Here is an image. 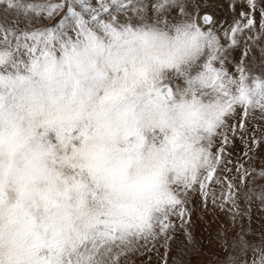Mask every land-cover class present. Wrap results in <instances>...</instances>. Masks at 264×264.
Instances as JSON below:
<instances>
[{
  "label": "snow or ice",
  "instance_id": "snow-or-ice-1",
  "mask_svg": "<svg viewBox=\"0 0 264 264\" xmlns=\"http://www.w3.org/2000/svg\"><path fill=\"white\" fill-rule=\"evenodd\" d=\"M248 5L226 46L201 0H0L16 16L0 24V264H120L141 242L170 247L194 195L240 215L248 181L228 149L264 120V76L228 70L256 27ZM233 247L264 264V242Z\"/></svg>",
  "mask_w": 264,
  "mask_h": 264
},
{
  "label": "rangeland",
  "instance_id": "rangeland-1",
  "mask_svg": "<svg viewBox=\"0 0 264 264\" xmlns=\"http://www.w3.org/2000/svg\"><path fill=\"white\" fill-rule=\"evenodd\" d=\"M25 2L40 3L42 0ZM131 2L137 7H147L152 0ZM255 2L257 7L253 18L256 27L246 32L240 38V46L231 52L228 70L234 74L237 63L243 61L251 75L264 76V31L260 29V9L264 8V0ZM192 11L196 14L195 9ZM202 11H212L215 14V28L209 30L214 31L220 42L227 46L230 41L224 36L225 30L232 24L234 17L240 19L241 12L247 13L251 10L248 0H207L206 3L201 0L199 14ZM15 18V13L6 15L0 10V24H10ZM12 26L24 28L26 25L21 23ZM255 116V119L249 120L248 132L244 135L247 146L238 135L235 146L228 149L231 153V163L228 165L230 174L235 177L237 167L246 170L248 183L236 181L240 215L234 220L228 206L219 207V201L217 205H213L211 199L204 203L202 197L194 195L188 205L190 213L187 218L190 223L186 227L182 226L183 231L172 233L170 247L165 246L162 241L147 244L141 242L136 250L121 257L120 264H241L243 261L252 264V251L249 249L246 253L238 254L233 245L241 238L250 245L262 246L264 242V202L257 199V194L264 191V120L259 119L258 112ZM216 195H220L219 189L216 190ZM176 224L180 225V221L177 220ZM189 234L191 243L188 241ZM230 257L234 259L230 260Z\"/></svg>",
  "mask_w": 264,
  "mask_h": 264
},
{
  "label": "bare ground",
  "instance_id": "bare-ground-1",
  "mask_svg": "<svg viewBox=\"0 0 264 264\" xmlns=\"http://www.w3.org/2000/svg\"><path fill=\"white\" fill-rule=\"evenodd\" d=\"M203 13H208V14H210V16H211L212 18H214V20H216V16H215V14H214L212 11H202L199 15L202 16Z\"/></svg>",
  "mask_w": 264,
  "mask_h": 264
},
{
  "label": "water",
  "instance_id": "water-1",
  "mask_svg": "<svg viewBox=\"0 0 264 264\" xmlns=\"http://www.w3.org/2000/svg\"><path fill=\"white\" fill-rule=\"evenodd\" d=\"M204 14H207V15H209V16H210V14H208V13H203V14H202V16H203ZM210 17H211V16H210Z\"/></svg>",
  "mask_w": 264,
  "mask_h": 264
}]
</instances>
